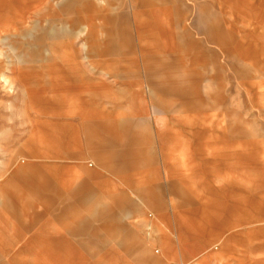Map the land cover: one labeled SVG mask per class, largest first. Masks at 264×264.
Returning <instances> with one entry per match:
<instances>
[{
	"label": "crops",
	"instance_id": "crops-1",
	"mask_svg": "<svg viewBox=\"0 0 264 264\" xmlns=\"http://www.w3.org/2000/svg\"><path fill=\"white\" fill-rule=\"evenodd\" d=\"M29 1L0 0V32L7 33L14 27L17 37L21 38L19 46L25 50L19 56L16 75H21L22 80L26 63L39 62V74L47 66L57 65L60 69H69L70 72L61 74L70 77L58 80L48 76L50 79L45 81L40 75V106L45 91L51 90L57 97L53 99V119L38 120L39 130L48 134L51 128L52 137L37 139V161L15 169L4 181L0 193L5 195L7 208L11 209H0V245L24 246L21 256H25V246L34 239V244L43 247L50 244L46 239L60 242L61 231L66 233L63 239L67 240L89 230L92 237L80 241L107 246L111 234L120 239L119 245L127 246L131 235L140 236L148 227L154 233L150 239L155 244L153 252L164 264H188L187 259L194 257L198 250L197 215L204 210L200 209L204 196L198 184V174L203 169L200 158L204 155L194 151H203L205 144L197 138L191 140L183 131L173 136L176 127L169 118L190 114L189 111L172 112L173 106L194 103L188 96L184 99L186 92L178 70L195 71V77L203 82L204 72L208 70L214 71L213 80L219 83L221 69L233 71L240 80L253 78L264 67V0H131L136 30L142 31L148 25L152 34L157 25L163 24L172 39L181 35L188 41L187 49L201 52L176 53L187 54L188 65H181L178 60L165 66L166 73L160 82L164 87L160 89L163 98L155 99L156 89L150 93L156 106L163 108L159 112L142 111L132 103L125 104L124 100L110 99L114 78L107 76L108 63L98 62L94 66L79 54L76 59L82 61L69 64L53 61L43 53L45 38L64 34L68 37L70 53H80L73 44V30L87 23L79 18V13L88 9V3L78 4L79 0L63 3L62 8L74 15L67 33L45 28L33 38H27L28 28L23 25V17L30 7H35ZM42 1L36 0L38 4ZM16 7L21 10L17 9L18 14L10 18L9 12ZM159 17H163L164 23L158 21ZM48 24L55 25L54 19ZM106 48L115 50L114 44ZM98 54L102 57L105 53ZM123 63L118 60L113 68L125 69ZM85 65L98 71L96 76L85 78ZM11 69L0 58L1 80L9 82L6 70ZM169 71H178L171 88L165 86L172 79ZM122 81L116 84H134ZM154 83L150 79L149 84ZM205 113L200 112V117ZM18 205L22 209H16ZM228 228L225 222L222 229ZM99 230L106 231L105 239L98 236ZM42 254L37 251L36 256ZM24 260L26 264L35 261L41 264L38 258L30 256Z\"/></svg>",
	"mask_w": 264,
	"mask_h": 264
},
{
	"label": "rangeland",
	"instance_id": "rangeland-1",
	"mask_svg": "<svg viewBox=\"0 0 264 264\" xmlns=\"http://www.w3.org/2000/svg\"><path fill=\"white\" fill-rule=\"evenodd\" d=\"M65 1L43 0L38 4L36 0H30L29 5L35 7H30L24 14L23 25L28 28L25 37L33 38L45 28L67 33L70 19L74 15L62 8ZM80 2H86L89 6L79 13V18L87 23L78 25L73 30V44L80 53H70L68 37L64 34L44 39L45 56L53 61L69 64L82 60H88L94 66L98 62L108 63L110 68L106 70L107 76L114 78V90H110V99L124 100L125 104L132 103L135 109L142 111L162 110L163 108L156 106L154 96L152 98L150 93L156 89L155 99L163 98L164 93L160 89L164 87H161L160 82L166 73L165 66L173 61L176 64L178 60L181 65L186 66L189 62L188 55L176 53L199 51L187 49L188 41L181 35L172 39V34H166L167 29L163 24L157 25L152 34L148 25L143 26L142 31L136 30L130 8L131 0H79L78 4ZM17 9L21 10L16 7L11 10L13 14L9 12L10 18L15 13L18 14ZM53 19L55 25H49ZM158 21L164 23L163 17H159ZM227 21L231 23V19ZM231 26L233 25L230 24ZM17 34L14 27L7 33L0 32V58L4 64L12 66L11 70H6L9 82L0 79V191L7 176L15 169L37 161L36 140L47 135L52 137L51 128L48 134L39 130L38 120L53 119V99L57 97L51 94V90L45 91L41 101V106L44 107L40 106V75L45 81L51 77L58 80L70 77L61 74L70 72L69 69H60L55 67L57 65L47 66L39 74L37 68L40 63L30 62L26 63V73L21 80V75H16L17 66L19 56L25 50L19 46L21 38ZM113 44L115 50H105L107 45ZM98 53L105 54L101 57ZM79 54L82 60L76 59ZM118 60L124 62L125 69L113 68ZM178 71L186 92L184 99L188 96L194 99V103L184 107L173 106L172 112L190 113L189 117L169 118L176 127L173 136L187 133L191 140L197 138L205 144L203 151H194L200 153V156L204 155L200 158L203 169L198 174V184L204 196L200 208L204 210L197 215L195 242L198 243V250L186 262L264 264V67L246 81L238 79L231 70L221 69L220 83L213 80V70L204 72V82L195 77V71L186 68ZM178 71H169L172 79L167 81L169 83L166 87L171 88V84L175 83ZM97 72L85 65L84 77L96 76ZM86 73L89 75L86 76ZM122 79L126 82L133 81L134 84L117 85L116 81L123 82ZM150 79L156 81L152 86L149 84ZM170 93L175 98L171 91ZM202 111L206 113L200 117L199 113ZM159 115L163 116L162 113ZM160 118L162 117H158ZM180 131L183 132L179 133ZM5 201V195L0 193V209H11L7 208L9 204ZM26 208L29 207L26 205ZM16 209L22 207L18 205ZM225 222L228 223V229H222ZM186 232L188 234L189 229ZM64 233L61 231L63 236L60 242L46 239V243L50 244L43 247L34 244L36 239L32 240V244L25 246V256H21L24 246L0 245V264H26L24 258L29 256L38 258L41 264H164L153 252L155 244L150 239L154 233L148 227L140 236L131 235L127 246L119 245L120 239L116 235H109V245L99 246L80 241L92 237L89 230L78 236L72 235L67 240L63 239L67 237ZM97 233L101 238L107 237L106 231L99 230ZM191 244L192 242L187 246ZM37 251L43 254L36 256ZM99 256L102 261H98ZM33 263L37 264L36 261L27 262Z\"/></svg>",
	"mask_w": 264,
	"mask_h": 264
},
{
	"label": "built area",
	"instance_id": "built-area-1",
	"mask_svg": "<svg viewBox=\"0 0 264 264\" xmlns=\"http://www.w3.org/2000/svg\"><path fill=\"white\" fill-rule=\"evenodd\" d=\"M169 264H183V263H180V262H170Z\"/></svg>",
	"mask_w": 264,
	"mask_h": 264
}]
</instances>
